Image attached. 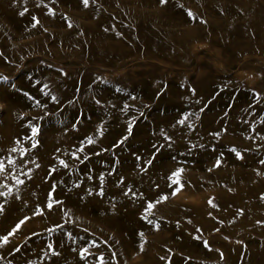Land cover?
I'll list each match as a JSON object with an SVG mask.
<instances>
[{"label":"rangeland","instance_id":"1","mask_svg":"<svg viewBox=\"0 0 264 264\" xmlns=\"http://www.w3.org/2000/svg\"><path fill=\"white\" fill-rule=\"evenodd\" d=\"M0 163V264H264V0H0Z\"/></svg>","mask_w":264,"mask_h":264},{"label":"snow or ice","instance_id":"2","mask_svg":"<svg viewBox=\"0 0 264 264\" xmlns=\"http://www.w3.org/2000/svg\"><path fill=\"white\" fill-rule=\"evenodd\" d=\"M82 2H83V4H84V6L85 7H87L88 5H89V0H82ZM162 2H164V3H166L167 2V0H162ZM21 14H23V13H21ZM189 15H192L191 14V12H189ZM35 19V18H34ZM35 26V25H34ZM69 26H71V25H69ZM45 87H47V85H45ZM45 95H47V93H45ZM32 99H35V98H32ZM52 99L53 100H56V97H52ZM39 101L38 100H36V104L37 105H39ZM185 120L187 119V116H185V118H184ZM179 123L180 124H183L184 123V120H181V121H179ZM38 133H39V128H37V127H33L32 128V138H34V137H36L37 135H38ZM103 133H102V131H101V135H102ZM128 134L129 135H131L132 134V125L130 124L129 125V127H128ZM124 139H127V137H124ZM95 143V141L91 138V137H88L87 138V144H89V145H91V144H94ZM120 143H123V140H121L120 141ZM33 147H36L37 146V142L36 141H34L33 142V145H32ZM84 149L83 148H80L79 149V151H83ZM12 151H16V149H12ZM232 151H236L235 149H232ZM236 155L239 157L240 156V153L239 152H237L236 153ZM76 159H79V157H76ZM149 163H151V161H149ZM61 164H63L64 165V167H68V165L67 164H65L64 163V161H61ZM0 171H3V164L2 163H0ZM183 172V169H178L175 173H173V177H175V179H173V184H175V185H177V187L173 190V195H175L182 187H183V184L181 183V181H180V175H181V173ZM101 181H103V177H101ZM17 183H23V181H20V180H17ZM101 195L103 194L102 192L100 193ZM4 195H6V193H4ZM162 199H167V197H163ZM159 202V201H158ZM209 203L211 204V201H209ZM214 206V205H213ZM48 207L49 208H51L52 207V204L51 203H49L48 204ZM154 207V205H152V204H149L148 205V208L149 209H151V208H153ZM3 209H2V207H0V211H2ZM141 235H143V234H141ZM2 240H3V242L4 243H7L8 242V238L7 237H3L2 238ZM206 243V242H205ZM206 246H207V243H206ZM143 246L141 245V248H142ZM49 248H51V245H49ZM88 251V249L87 248H85L84 250H83V252L81 253V255H83L85 252H87ZM100 264H104V260H103V257H100Z\"/></svg>","mask_w":264,"mask_h":264}]
</instances>
